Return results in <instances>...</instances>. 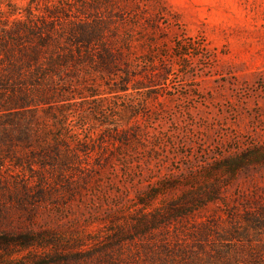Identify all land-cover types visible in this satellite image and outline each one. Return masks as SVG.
<instances>
[{"label":"rangeland","instance_id":"374dc122","mask_svg":"<svg viewBox=\"0 0 264 264\" xmlns=\"http://www.w3.org/2000/svg\"><path fill=\"white\" fill-rule=\"evenodd\" d=\"M86 10L112 15L116 65L85 68L76 81L65 108L78 159L65 180L51 178L54 190L19 195L13 223L97 235L154 192L156 209L212 182L222 201L197 219L216 232L264 212V0H0L1 19ZM245 236L264 241L259 230ZM29 253L0 250V264Z\"/></svg>","mask_w":264,"mask_h":264},{"label":"trees","instance_id":"16d2710c","mask_svg":"<svg viewBox=\"0 0 264 264\" xmlns=\"http://www.w3.org/2000/svg\"><path fill=\"white\" fill-rule=\"evenodd\" d=\"M112 24V15L88 10L0 17V250L30 251L13 264H264V241L245 236L250 229L264 233V212H248L247 225L236 223L226 235L197 219L222 201L215 182L156 209L160 195L154 192L141 210L125 219L113 215L97 235L84 226L66 237L13 223L14 202L24 207L19 195L54 190L51 178L65 180L78 159L65 106L85 68L113 71L116 53L107 44ZM249 162L237 159L233 174ZM184 221L193 224L176 226Z\"/></svg>","mask_w":264,"mask_h":264}]
</instances>
